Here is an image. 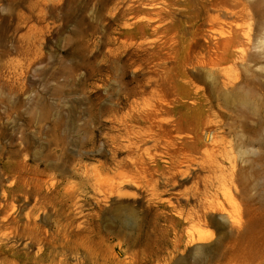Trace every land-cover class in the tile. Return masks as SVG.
<instances>
[{
	"label": "rangeland",
	"instance_id": "374dc122",
	"mask_svg": "<svg viewBox=\"0 0 264 264\" xmlns=\"http://www.w3.org/2000/svg\"><path fill=\"white\" fill-rule=\"evenodd\" d=\"M130 1L0 0V264H264L260 243L243 260L223 259L213 242L188 243L187 234L217 232L185 219L174 222L194 204L182 193L190 181L152 196L141 178L127 172L126 153H113L112 122L98 114L95 102L123 98L135 82L154 76L146 64L136 69L130 55L111 58L109 52L122 40L147 45L159 37L151 26L132 24L150 15L128 12ZM239 3L220 23H210L198 1L185 3L177 31L186 42L177 57L183 60L188 42L200 50L203 39L192 34L197 28L218 36L235 25L241 36L248 34L250 47L232 78L237 86L226 89L248 93L249 104L233 98L223 105L219 72H192L190 79L223 112L239 200L259 207L264 44L257 41H264V0ZM133 98L138 96L120 105L126 108Z\"/></svg>",
	"mask_w": 264,
	"mask_h": 264
},
{
	"label": "bare ground",
	"instance_id": "6f19581e",
	"mask_svg": "<svg viewBox=\"0 0 264 264\" xmlns=\"http://www.w3.org/2000/svg\"><path fill=\"white\" fill-rule=\"evenodd\" d=\"M196 1L210 23L223 22L236 13L240 4L239 0ZM130 2L128 12L150 15L132 24L151 26V32L159 37L147 45L144 41L122 40L109 52L111 58L130 55L127 58L136 69L146 64L154 76L146 82H135L133 89L123 93V98L138 96L127 103L126 108L120 105L123 98L119 96H112L104 103L95 102L94 105L99 106L98 114H107L112 122L113 153H126L122 162L127 172L141 178L152 196H159L161 188L162 193H166L190 181V186L182 193L187 200H194V204L178 212L173 217L174 222L185 219L214 226L217 232L187 234L188 243L213 242L217 253L228 260L251 258L256 254L254 246L258 243L262 247L260 251L264 252V175H260L256 183L260 206L241 202L236 158L230 142L223 136L226 132L223 112L214 109V100L205 95L203 85L190 79L192 72H219L222 90L218 94L223 105H230L233 98L241 104H249L248 93L235 94L226 89L237 86L232 78L250 47L248 34L241 36L235 25H230L228 34L218 36L197 28L192 34L202 37L200 50L194 49L196 43H186L183 60L179 61V44L186 41L178 38L177 14L190 0ZM210 10L216 14L210 17ZM262 41H257V45L263 46ZM127 222L131 225V218ZM182 238V235L175 236L176 242H181ZM201 248L197 245L195 250Z\"/></svg>",
	"mask_w": 264,
	"mask_h": 264
}]
</instances>
